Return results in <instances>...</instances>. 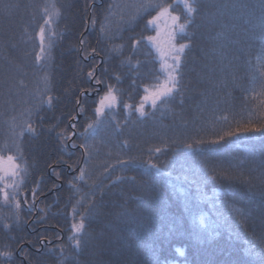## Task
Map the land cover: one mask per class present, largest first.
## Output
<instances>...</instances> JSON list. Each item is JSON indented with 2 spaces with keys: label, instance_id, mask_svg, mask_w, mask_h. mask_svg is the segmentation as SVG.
I'll return each mask as SVG.
<instances>
[{
  "label": "trees",
  "instance_id": "obj_1",
  "mask_svg": "<svg viewBox=\"0 0 264 264\" xmlns=\"http://www.w3.org/2000/svg\"><path fill=\"white\" fill-rule=\"evenodd\" d=\"M156 5L182 14L176 0L0 3V151L26 169L0 185V264H261L264 132L236 131L264 125L261 0H197L175 38L179 91L141 116L160 77Z\"/></svg>",
  "mask_w": 264,
  "mask_h": 264
},
{
  "label": "snow or ice",
  "instance_id": "obj_2",
  "mask_svg": "<svg viewBox=\"0 0 264 264\" xmlns=\"http://www.w3.org/2000/svg\"><path fill=\"white\" fill-rule=\"evenodd\" d=\"M177 3H182L183 6H184V9H185V12L187 14V17L188 19L185 21V24H179V20H180V17L178 16H172L171 19H172V22H173V27H174V31H173V34H172V39H175L176 38V31H179V32H184L186 27L190 26L191 25V20L192 18L194 17L195 13L198 11V8H197V0H176ZM0 3H2V0H0ZM146 7H151V5H145ZM156 7H161L160 5H156ZM171 6H169L170 8ZM261 7L264 8V0H261ZM169 8H163L161 7V11L158 13V15L156 17H153L152 19H150L148 21V24L149 25H153L155 23V21L157 19H159L160 16L162 15H166V14H170L169 13ZM261 27V30L264 31V24H261L260 25ZM101 31H103V28L101 29ZM256 36L255 34H253L252 36V39H255ZM148 40H153L154 38L153 37H148L147 38ZM40 40H41V51H44V48H43V42H44V28L42 27L41 28V31H40ZM81 43H83V41H81ZM135 47V43L133 45ZM189 48V44H180L178 47L173 45V48H172V53L173 55L171 56V59H172V65H166L164 70L168 73V80L171 81V86H165L163 88H161L159 91L157 92H153L151 95H145L143 98H142V103L141 105L139 106V108L137 109V111L140 112L141 116L145 115L144 113V103L148 102L149 100L151 101L152 105L153 106H156L157 104V101H161L162 97L163 98H168L169 96H171L172 94H174L175 92H178L179 91V83H180V69L182 67V63H183V55L185 53V50ZM115 51V49H114ZM40 56L37 55V60H40ZM88 78L89 80H92L95 78V73L94 71H90L88 73ZM116 79H119V76L116 77ZM96 83L99 85L102 83L101 80L99 79H96ZM109 94L112 93L113 89L111 87H109ZM148 89L146 88L145 89V92H147ZM83 95H87L88 93L86 92H82ZM106 100H109V96H105L103 98H101L100 100V106H98L96 108V115L97 117L101 116V114L104 112L105 108H111L112 104L115 103L116 101V97L114 95H111L110 96V100L108 103H105ZM48 103L50 104L51 103V98H49L48 100ZM79 103V101H78ZM129 107L128 105H125V108ZM81 111H83V108H81ZM73 127H75V125L73 124L72 125ZM89 128L92 127L91 125L88 126ZM25 131L31 133V132H34L35 130L29 125L27 129H25ZM237 132H241V131H244V132H247V131H256V132H264V125H261L260 128H254V127H244V128H237L236 129ZM235 133L229 131V132H226L225 135L226 136H233ZM219 139H223V137H220ZM73 147H75V145L73 144ZM81 147H84V145H81ZM157 152L160 151V149H156ZM7 159L9 161H13L14 160V157L12 156H8ZM3 161V157L0 156V163H2ZM151 164V162H149ZM151 167L153 168H157V170H160L159 169V166L158 165H151ZM13 168L14 169H18V171L20 172H25L26 169L24 168H19V166L17 165H13ZM83 173H84V170L81 169V177H78L77 179H81L83 177ZM12 175H16V171H13L11 173ZM8 196H7V193H5V199H7ZM86 217L82 216V219L80 221L79 224H73L72 226V231H73V236L70 237V239H73L75 240V247L76 248H79L80 245H81V240L77 239V237H81L82 236V233H83V229L85 227V224H84V219ZM177 252L180 254V255H183V250L182 249H177ZM0 255H4V256H9L10 257V253H0ZM260 255L262 256V259H261V264H264V248H262V251L260 253ZM60 264H64V260H61Z\"/></svg>",
  "mask_w": 264,
  "mask_h": 264
},
{
  "label": "rangeland",
  "instance_id": "obj_3",
  "mask_svg": "<svg viewBox=\"0 0 264 264\" xmlns=\"http://www.w3.org/2000/svg\"><path fill=\"white\" fill-rule=\"evenodd\" d=\"M163 8H169V6H164ZM181 12L174 13L169 8V13L166 15H162L155 21L153 25H149V29H151V34L148 37H153V40H148V44L152 47L154 52L156 53L157 61L159 62V72L160 77L156 84L148 89L146 92V95H151L153 92L159 91L161 88L165 86H171V81L168 80V73L164 70L166 65H172V59L171 56L173 45L179 46L180 44H177L175 39H172V34L174 31L173 22L171 17L172 16H178L182 18V22L179 20V24H185V19H187V14L185 12L184 6L181 3ZM161 11V9L153 16L156 17L158 13ZM152 17V18H153ZM151 18V19H152ZM183 33L176 31V37L178 34ZM142 103V102H141ZM150 104L152 105L151 101L144 103V105ZM70 142V141H69ZM71 146H73L71 144ZM4 151V148L2 147L0 151V156L3 157L2 163H0V185L2 186V190L4 189H14L17 186V180L16 175H12L11 173L13 171H17V169L13 168V165H16L15 159L13 161H9L7 159L8 156H12L10 154H4L1 153ZM13 157V156H12ZM171 264H184L182 262L175 261Z\"/></svg>",
  "mask_w": 264,
  "mask_h": 264
}]
</instances>
